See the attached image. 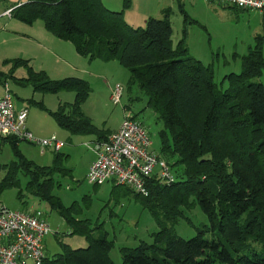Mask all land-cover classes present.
I'll use <instances>...</instances> for the list:
<instances>
[{
    "label": "trees",
    "instance_id": "trees-1",
    "mask_svg": "<svg viewBox=\"0 0 264 264\" xmlns=\"http://www.w3.org/2000/svg\"><path fill=\"white\" fill-rule=\"evenodd\" d=\"M130 0L121 10L108 9L102 0H26L10 5V16L27 25L41 20L46 31L70 42L75 52L88 60L118 62L130 73L147 96L146 106L154 110L163 128L159 130L160 153L169 163L180 166L175 180L163 184L146 181L147 195L134 193L154 218L158 230L150 243L121 247V264H264V86L253 78L264 72L263 39L255 38L241 58V71L224 75L220 90L213 81L211 65L191 57L186 31L171 46L169 10L163 17L149 16L143 27H133L123 17ZM186 16V15H185ZM13 68L25 67L27 76L13 77L0 71V80L13 77L33 91H73L71 103L48 110L56 125L73 135H93L104 140L107 130L98 128L81 109L90 92L89 84L77 77L50 79L34 71L28 60H6ZM4 77V78H3ZM44 108L41 102H35ZM10 144L14 158L0 164V194L18 187L57 211L70 234L83 236L85 247L61 244L62 252L45 255L42 264H114L110 257L113 240L94 236L89 219H76L74 203L68 207L53 194L62 154H54L50 165H38L18 148L19 140L2 138ZM118 186V185H117ZM128 191H131L128 187ZM198 204L217 237L207 238L203 229L185 239L173 229L183 208Z\"/></svg>",
    "mask_w": 264,
    "mask_h": 264
},
{
    "label": "rangeland",
    "instance_id": "rangeland-1",
    "mask_svg": "<svg viewBox=\"0 0 264 264\" xmlns=\"http://www.w3.org/2000/svg\"><path fill=\"white\" fill-rule=\"evenodd\" d=\"M195 1L194 5L185 4L183 8L186 14L181 12L176 4L170 10L171 46L173 48L176 46L185 30L188 54L205 65H211L213 81L217 88L222 90L227 86L226 82L221 83L224 75L241 71L240 57L247 53L248 47L255 45L256 29L258 28V34L264 33L262 25L264 14L254 10L223 6L209 0ZM202 1L205 3H198ZM10 3L8 0H0V5L3 6ZM13 22L21 24L19 21H5L4 18H0L1 72L6 74L12 72L16 78L26 77L25 67L15 69L10 62H6L22 58L28 60L32 70L36 72L43 70L50 79L77 77L85 80L89 84L90 92L81 109L95 126L104 130L113 129L126 115H132L135 121L147 129L151 141L150 149L168 163L174 161L173 158L167 159L159 151V130L163 128L162 122L154 110L146 106L147 96L138 85L129 84L130 73L117 59L106 62L79 57L73 45L67 41H61L65 49L38 47L26 40L27 36L17 33ZM35 24L38 25H34L33 28L35 26L43 28L41 20H37ZM143 26L144 24L134 27ZM52 38L57 40L56 37ZM4 77L7 79L0 80V94L4 90L5 81L11 91L14 107L20 103L26 107L28 122L42 131V136L39 137L46 138L55 134L58 139L65 142L58 152L62 154V166L69 168L70 172L56 176L60 185L53 189V194L65 207L74 203L76 212L72 213L73 217L89 219L95 237L105 234L108 239L113 240L109 254L114 264L122 262L121 247H136L141 241L150 243L152 233L158 230V226L140 199L134 195L135 192L128 191L126 186H117L109 181L101 185H93L88 181L87 172L93 151L87 144L92 143L93 135L70 134L58 127L50 116L48 110L55 111L59 104L71 103L74 92L33 91L31 86H22L13 77ZM253 80L261 82L264 86V72ZM116 84L121 86L122 91L119 102L114 104L111 94ZM35 102H41L44 108ZM19 141L18 148L27 159L38 165L51 164L56 152L47 149L42 153L38 147L26 141ZM13 159L15 158L10 144L0 139V164L9 163ZM180 168L178 165H172L171 173H177ZM4 173V169L0 168V179ZM19 178L23 196L17 197L18 187L5 189L0 194V205L12 210L41 212L50 229L43 238L45 255L52 258L62 252L61 244H67L72 248L85 247L87 245L85 238L77 234L71 235L69 226L57 211L46 201L28 194L23 189L25 178L22 175H19ZM183 211L184 216L173 226L177 235L188 239L196 235L198 229H203L205 237H217L198 204L183 208Z\"/></svg>",
    "mask_w": 264,
    "mask_h": 264
},
{
    "label": "built area",
    "instance_id": "built-area-1",
    "mask_svg": "<svg viewBox=\"0 0 264 264\" xmlns=\"http://www.w3.org/2000/svg\"><path fill=\"white\" fill-rule=\"evenodd\" d=\"M210 1L264 13V0ZM5 14L10 15V9ZM121 91V86L116 84L111 94L114 104L119 102ZM26 118V108L17 110L14 107L12 94L5 84L0 96V138L26 141L42 153L47 149L59 151L65 145L54 134L46 138L33 135L27 128ZM87 146L95 155L87 172V179L93 185L109 181L145 196L148 179L163 184L175 180L169 163L150 149L147 129L132 115H126L106 139L95 140ZM49 232L40 211L12 210L0 205V264H42L45 257L43 238Z\"/></svg>",
    "mask_w": 264,
    "mask_h": 264
},
{
    "label": "crops",
    "instance_id": "crops-1",
    "mask_svg": "<svg viewBox=\"0 0 264 264\" xmlns=\"http://www.w3.org/2000/svg\"><path fill=\"white\" fill-rule=\"evenodd\" d=\"M8 1L11 2L9 5H7V6L0 5V18H4L5 21H7V20L8 21H18L16 19L12 18L10 15L5 14V12L10 9V5L21 4V3L25 2L26 0H8ZM102 1L108 9H111V10H121L122 9V0H102ZM202 2H198V3L199 4L205 3V2H203V3ZM214 2H216V1H214ZM195 3H196L195 0H130L129 7L123 9V17H124L125 21L133 27L134 26H142L145 23V20L147 19V17H149V16L161 17L166 10H169V11L172 10L173 7L175 6V4L178 6V9L181 12H185V10L183 8L185 6V4L194 5ZM217 3H219V2H217ZM219 4H221L223 6H227V7H235V6H230V5H226L223 3H219ZM235 8L241 9V10L253 11L250 9H244V8H238V7H235ZM254 11H257V10H254ZM257 12L261 13L259 11H257ZM185 14H186V12H185ZM261 14H264V13H261ZM36 21L33 22V24H31V25H27V24L20 22V21L19 22L21 24H19V23L15 24L16 22H13V23L15 25V28H17L16 32L19 34H23V35L27 36L26 40L31 42L33 45H37L38 47L49 46V47L54 48V50L66 48L64 46V44H62V42H61L63 40L58 39V38H56L57 40H54V38H52V37H55V36H53L51 33L46 31L44 29V27L41 28V27L35 26V28H33L34 25H38V24H35ZM22 25H24V26H22ZM262 25L264 27V18H262ZM256 33L257 34L255 35V38L258 35H264V33L258 34V28L256 29ZM262 50H263V55H264V39H263ZM76 55H78V54L76 53ZM78 56L81 57L80 55H78ZM74 57L77 58V56H74ZM77 59H79V58H77ZM5 84H6V82L4 81L3 86ZM2 93H3V91H2ZM2 93L0 94V96L2 95ZM19 100H23V99H19ZM15 108L18 110V109L26 108V107L23 106L22 103H20V104H15ZM26 125H27L28 130L33 135H35L37 137L42 136V131L40 129H38L37 127H35L30 121L28 122V110H27ZM119 125L120 124H118V126L113 128V129H107V135L110 132L116 130L119 127ZM0 139H2V138H0ZM95 140H96V138L93 136L91 138V142H93ZM50 151H53V150L50 149ZM53 152H57V151H53ZM94 157H95V155L93 153V158L90 160V164H91L92 160L94 159Z\"/></svg>",
    "mask_w": 264,
    "mask_h": 264
}]
</instances>
